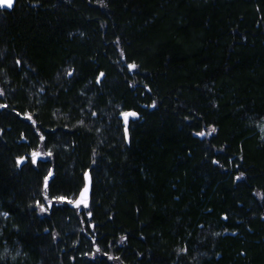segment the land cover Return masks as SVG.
I'll use <instances>...</instances> for the list:
<instances>
[{"label": "trees", "instance_id": "trees-1", "mask_svg": "<svg viewBox=\"0 0 264 264\" xmlns=\"http://www.w3.org/2000/svg\"><path fill=\"white\" fill-rule=\"evenodd\" d=\"M262 117L264 0L0 8V264H264Z\"/></svg>", "mask_w": 264, "mask_h": 264}, {"label": "snow or ice", "instance_id": "snow-or-ice-1", "mask_svg": "<svg viewBox=\"0 0 264 264\" xmlns=\"http://www.w3.org/2000/svg\"><path fill=\"white\" fill-rule=\"evenodd\" d=\"M13 4H14V0H0V8H4V7L11 8L13 6ZM135 67H136V65H134V64L133 65H129V68H135ZM69 75H71V73H69ZM102 75H103V73H101V76ZM98 81H99V78H98ZM122 115L124 117L125 124H127L128 118L130 116L134 117L137 114L135 112H127V113H123ZM213 131H215V129H213ZM199 135H204V133H199ZM40 155L41 154L39 152H34L32 154V162L35 163L36 160H37V157L40 156ZM48 155H51V153H48ZM21 159H23V158H21ZM19 162L20 161H18V163ZM51 175H52V173L49 172L48 177H50ZM48 177H45V182H44L45 189H47V187H48ZM87 194H88V188L85 187V189L80 194V199L75 201V204H76L77 207L80 206L81 204H83L85 207H87ZM57 199L64 200L65 197H59ZM37 203L39 204V202H37ZM48 203H49V206H50L51 205V201H49ZM39 207H40V210L42 212L47 211V208H45L43 204H39ZM97 250L99 251V249H97Z\"/></svg>", "mask_w": 264, "mask_h": 264}, {"label": "water", "instance_id": "water-1", "mask_svg": "<svg viewBox=\"0 0 264 264\" xmlns=\"http://www.w3.org/2000/svg\"><path fill=\"white\" fill-rule=\"evenodd\" d=\"M4 8H7V7H4ZM89 186H90V176L88 173H86V175H85V186L82 188L81 192L85 189V187H87L88 191H89ZM87 196H88V194H87Z\"/></svg>", "mask_w": 264, "mask_h": 264}, {"label": "rangeland", "instance_id": "rangeland-1", "mask_svg": "<svg viewBox=\"0 0 264 264\" xmlns=\"http://www.w3.org/2000/svg\"><path fill=\"white\" fill-rule=\"evenodd\" d=\"M259 126L261 131L264 133V117L261 118L260 122H259ZM80 199V198H78Z\"/></svg>", "mask_w": 264, "mask_h": 264}]
</instances>
